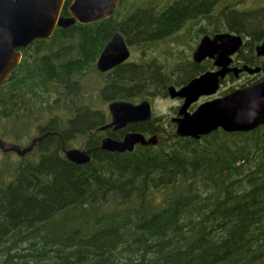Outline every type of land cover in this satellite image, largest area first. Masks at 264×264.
I'll list each match as a JSON object with an SVG mask.
<instances>
[{
    "label": "trees",
    "instance_id": "16d2710c",
    "mask_svg": "<svg viewBox=\"0 0 264 264\" xmlns=\"http://www.w3.org/2000/svg\"><path fill=\"white\" fill-rule=\"evenodd\" d=\"M221 1L137 8L127 29L116 22L121 3L108 18L57 27L14 72L12 113L48 119L40 133L57 131L68 144L108 121L90 118L98 109L81 80L99 73L96 60L114 32L156 45ZM71 2L62 14L70 15ZM171 80L162 67L126 64L102 93L106 101H137L164 94ZM66 111L75 116L62 119ZM20 157L0 169V264H264V125L173 135L132 152L98 149L87 164L68 160L60 138L49 135Z\"/></svg>",
    "mask_w": 264,
    "mask_h": 264
},
{
    "label": "water",
    "instance_id": "95a60500",
    "mask_svg": "<svg viewBox=\"0 0 264 264\" xmlns=\"http://www.w3.org/2000/svg\"><path fill=\"white\" fill-rule=\"evenodd\" d=\"M66 0H0V86L5 83L14 67L20 62L21 53L17 48L27 47L35 39L49 38L57 27L69 28L78 23L89 24L112 16L120 0H72L68 9L70 15L62 14ZM222 41L218 44V41ZM234 47L230 48L229 43ZM228 43V44H227ZM241 37L231 33H220L214 38L204 36L194 53L201 61L219 54L218 71H209L193 78L188 84L177 88L169 86L171 98L185 97L186 102L180 110L175 135L199 139L218 129L226 132H248L264 125V81L253 86L236 89L224 96L202 102L195 111L189 106L203 95L216 94L220 88V77L231 69L227 68L229 56L240 46ZM224 45L226 48H222ZM231 46V45H230ZM131 50L124 35L116 31L107 42L97 61L98 69L107 72L129 59ZM112 121L101 126V130L113 127L115 130L129 123L147 121L153 116L151 101L144 99L139 103L125 99L113 100L108 105ZM50 132L36 136L28 146L4 140L0 136V149L14 151L20 156L31 152L38 142ZM52 134H59L58 132ZM165 137L158 134L147 137L141 132H128L122 140L105 137L97 149L111 152H132L136 145H157ZM94 149L67 148L63 151L68 160L77 164H87L92 160Z\"/></svg>",
    "mask_w": 264,
    "mask_h": 264
},
{
    "label": "flooded vegetation",
    "instance_id": "af4514ba",
    "mask_svg": "<svg viewBox=\"0 0 264 264\" xmlns=\"http://www.w3.org/2000/svg\"><path fill=\"white\" fill-rule=\"evenodd\" d=\"M121 3H122V0H120V3L118 5L116 11L119 9ZM241 4H242L241 10H237L234 6L231 7L230 10H228L229 11L228 15L224 16L225 17V20L223 21L225 23L224 27L212 30L210 32L203 29V34L201 35L199 40L198 39L196 40V42L197 41L198 42H197L195 49L192 52V56H191L192 58H190V60L186 61L183 65V68H190V69L194 70L195 74L189 76L181 84L176 85V84L170 83L166 88V92L164 94H159V95H165V94L169 95V86H171V85H175L179 89L182 86L188 84L195 77H199V76H201L204 73L209 72V71L215 72V71H218V70L223 68V66L218 64V62L221 61L222 59L218 58L219 54L217 51L213 52L214 56H212V57L208 56L201 61H197L194 58V53L197 50V48H198L199 44L201 43V40L204 36L209 35L212 38H214L216 35H218L220 33H231L233 35L241 37L240 46H238V48L235 50V52L229 56L230 62L228 64L227 68H229L231 70H229L224 77H220V80H219L220 88L216 94L201 96L197 102H194L189 106L188 111L189 112L195 111L196 108L199 106V104H201L204 101L214 99V98L219 97V96H224V95H226V94H228V93H230L236 89L253 86L257 83L264 81V0H243V1H241ZM215 7H213V9ZM213 9L211 10V12L208 15L201 17V18H205V19L209 18L213 12ZM201 18H199V19H201ZM123 35L127 41L126 35L125 34H123ZM39 39H43V38H39ZM39 39H35L33 42H31L25 48L20 47V48L16 49L17 51H19L21 53L20 62L17 64L16 67L13 68L11 75L5 81V84L7 85L6 94H5V102H6V108L9 110L11 107L10 102L13 99L11 87L13 84L14 72L16 71V69L18 68L20 63L26 58L28 52L33 51L34 45L37 44V41ZM127 43H128V41H127ZM221 43H222V41L219 40L218 44H221ZM128 44L130 47L131 44L130 43H128ZM234 45L235 44L233 42L228 44V46L230 48L234 47ZM222 48L225 49L226 47L224 45H222ZM130 50H131V48H130ZM101 52H100V54H101ZM100 54H99V56H100ZM99 56L96 60V66H97V61L99 59ZM130 57H131V55H130ZM130 57H129V59H130ZM129 59L126 60L124 63L116 66L115 68H113L112 70L107 71V72H101L98 69L99 70L98 74H100V73L101 74H109L110 72L116 71L118 68H120L121 66L126 65V64L139 65L142 67H145V66L149 67L147 63L146 64L133 63V62H130ZM97 68H98V66H97ZM156 96H158V95H156ZM176 98H178L181 101V105H178L176 107L174 114L170 118L169 124H164V123L160 124L158 122H155L153 102L148 98H144V99L150 100L151 104H152L153 116L150 120L129 123L125 127L121 128V129H117V130H115L113 127L107 128L106 130H101L100 129L101 126L112 121V115L109 111V117H108V121L106 123L98 125L97 127H94L93 130H88L87 132L82 134V135H84V138H85V145L81 149H94L93 150V152H94L95 150H98L97 147H99L101 145L102 140L105 137L108 136V137L115 138L117 140H122L128 132H141V133L145 134L147 137H150L151 135H154V134H158V135L163 136L165 138H170L171 136L175 135L176 128H177V122L174 121L173 119L181 116L180 115L181 107L186 102L185 97H176ZM144 99H141L140 101H132V102L139 103ZM111 101H113V100H110V102ZM108 110H109V108H108ZM11 113H12L11 110L9 112H7V116H10ZM102 114L105 115L101 109H98V113L93 112L92 115L90 116V118L97 120V118H99L100 115H102ZM18 116H20V115H18ZM93 125H95V123ZM157 131H159V132H157ZM47 132H50L49 135H55V136H58L60 138V140L62 142V149H63V143L64 142H65L67 148H72V147L68 146L67 142L64 140L62 135L52 134V133H55L57 131H54V130L51 131L50 130V131H46L44 133H47ZM44 133H39L36 136L44 134ZM165 135H167V136H165ZM36 136L32 137L31 140L26 145H22L20 143H17V144H20L21 146H28L29 143ZM13 143H15V142H13ZM96 143H98V144L96 146H93ZM139 146H145V145L138 144V145H136L135 149H137ZM10 152H14V151H10ZM5 153H9V152H5ZM29 153H27V154H29ZM26 155H24V156H26Z\"/></svg>",
    "mask_w": 264,
    "mask_h": 264
},
{
    "label": "rangeland",
    "instance_id": "374dc122",
    "mask_svg": "<svg viewBox=\"0 0 264 264\" xmlns=\"http://www.w3.org/2000/svg\"><path fill=\"white\" fill-rule=\"evenodd\" d=\"M176 0H124L120 13L116 18V22L119 26H123L124 29L129 28L130 22L127 21L128 17L133 14L137 8H154V5L164 7ZM241 1L243 0H222L213 9L209 18H201L194 21H190L178 31L172 38L161 40L156 45L147 46V44L134 43L130 45L131 57L130 62L138 64H148V66L162 67V72L165 77L171 78V84H181L189 76L194 75L195 71L190 68H183L186 61L192 58V52L195 49L196 40L203 34V29L206 31H212L225 26L223 22L224 16H227L231 7H235L237 10L242 9ZM204 17V16H202ZM154 68V67H153ZM147 70V69H146ZM116 71L109 74L87 73L81 80L85 94L88 101L92 104L94 109H101L104 114L109 117L108 104L110 101L104 100L103 88L106 85L108 78L114 76ZM154 106V120L158 123L169 124L170 118L174 114V111L178 105H181V101L178 98H171L168 94L149 96ZM141 99L137 100L140 101ZM6 103V102H5ZM12 107H10V110ZM9 109H5V117L0 114V136L10 142L20 143L22 145L28 144L32 137L40 133V130L50 125L49 120H33V117L24 119L22 110L11 113L7 116ZM62 119L67 117H74L75 113L58 112ZM3 116V117H2ZM25 123H29L28 125ZM59 123V122H58ZM70 147L83 148L85 145L84 135H77L70 138L68 141ZM21 161V157L15 152L5 153L0 149V169L5 165L18 164Z\"/></svg>",
    "mask_w": 264,
    "mask_h": 264
}]
</instances>
